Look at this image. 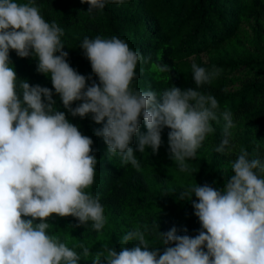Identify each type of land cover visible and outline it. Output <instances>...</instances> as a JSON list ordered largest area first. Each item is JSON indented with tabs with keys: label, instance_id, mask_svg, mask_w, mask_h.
<instances>
[{
	"label": "clouds",
	"instance_id": "clouds-1",
	"mask_svg": "<svg viewBox=\"0 0 264 264\" xmlns=\"http://www.w3.org/2000/svg\"><path fill=\"white\" fill-rule=\"evenodd\" d=\"M81 3L93 12L127 0ZM63 35L55 20L44 18L36 0H0V264H80L89 257L91 264H264V157L250 158L244 149L231 161L232 174L222 187L196 183L180 193L199 220L195 236L179 235L175 226L162 232L158 225L160 246L148 242V229H133L120 239L119 252L112 246L93 252L84 245L77 251L51 231L48 218L54 213L78 218L97 233L106 222L100 194L87 191L98 163L93 140L58 110L54 92L71 116L102 123L95 134L106 143V156H119L137 169L136 152H158L167 126L168 156L181 171L188 170V161L214 131L219 109L214 95L200 91L219 69L192 63L195 88L135 89L141 54L117 36L84 37L79 48L97 82L70 65ZM11 50L34 58L36 70L50 78L53 88L20 79ZM221 115L225 135L215 151L229 153L232 113L225 109ZM134 137L135 150L130 146ZM130 242L137 243L126 247Z\"/></svg>",
	"mask_w": 264,
	"mask_h": 264
},
{
	"label": "trees",
	"instance_id": "trees-1",
	"mask_svg": "<svg viewBox=\"0 0 264 264\" xmlns=\"http://www.w3.org/2000/svg\"><path fill=\"white\" fill-rule=\"evenodd\" d=\"M36 2L47 21L55 20L64 29L62 39L70 65L86 77L91 74L97 82L90 61L79 48L84 37L117 36L141 54L131 85L135 89L151 88L160 93L172 85L195 88L191 74L194 62L208 70H220L200 88L218 100V120L212 121L214 131L188 161L186 171L168 156L167 126L162 130L158 152H136L140 168L130 162L123 164L119 156L109 158L106 143L95 134L102 123L71 116L53 89L58 110L93 140L92 154L98 163L94 183L87 191L100 194L106 222L97 233L80 225L78 218L54 213L48 218L51 231L69 247L80 251L84 245L93 252L106 246L119 252L120 239L133 229H148L146 239L155 246L161 243L155 235L158 225L162 232L175 226L179 235L198 234L200 223L194 208L186 198L180 200V193L196 183L222 187L232 174L231 161L242 149L250 158L264 157V0H127L123 5L107 3L103 10L93 12H88V4L81 0ZM10 60L20 79L53 88L50 78L36 70L34 58H21L11 50ZM163 64L168 65L165 71L160 69ZM77 103L73 102V107ZM225 109L231 111L234 123L230 129L232 151L219 153L215 148L225 135L221 115ZM146 131L141 119L140 132ZM130 146L136 149L135 137ZM192 199H197L194 194ZM134 243L125 246L131 248ZM88 259L80 264H91V257Z\"/></svg>",
	"mask_w": 264,
	"mask_h": 264
}]
</instances>
